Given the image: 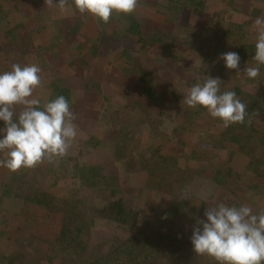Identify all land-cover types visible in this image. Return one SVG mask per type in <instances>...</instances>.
I'll return each instance as SVG.
<instances>
[{
  "label": "rangeland",
  "instance_id": "obj_1",
  "mask_svg": "<svg viewBox=\"0 0 264 264\" xmlns=\"http://www.w3.org/2000/svg\"><path fill=\"white\" fill-rule=\"evenodd\" d=\"M21 2L5 0L0 73L14 63L37 64L42 85L33 98L41 106L64 83L83 78L94 84L98 61L109 74L123 62L115 57L122 53L120 47L135 48L133 57L150 72L151 88L167 94L161 105L137 107L127 92L139 89L128 84V91L117 97L121 83L104 74L101 91L93 89L95 99L85 96V85L73 103L71 111L82 123L74 122L78 135L66 156L16 172L0 167V264H216L193 251L190 238L197 219L206 220L205 210L221 202L247 204L254 212L264 209V66L255 80L243 73L254 64V21L264 18V0H139L136 18L170 28L157 35L163 45L160 59L149 58L135 38L124 36L118 14L112 16L119 22L113 27L98 22L102 30L124 37L107 44L101 37L102 51L89 52L90 41L73 5L61 13L56 7L42 9L44 0L35 9L31 4L23 8ZM250 2L254 11H246ZM32 19L34 24H28ZM43 31L50 34L48 40ZM229 51L239 53L240 73L218 59ZM205 76L220 78L222 92L239 89L236 95L249 113L245 123L225 128L205 108L183 104L188 89ZM83 122H91L90 127ZM100 160L119 166L121 174L100 185L81 180L83 169L88 177L89 166ZM102 185L109 187L104 194L94 188ZM36 191L54 197L57 207L79 204L71 225L74 235L66 231L68 239H63L68 214L42 210L28 198ZM204 194L207 201L201 199ZM110 195L125 201L130 211L125 223L101 215Z\"/></svg>",
  "mask_w": 264,
  "mask_h": 264
},
{
  "label": "clouds",
  "instance_id": "obj_2",
  "mask_svg": "<svg viewBox=\"0 0 264 264\" xmlns=\"http://www.w3.org/2000/svg\"><path fill=\"white\" fill-rule=\"evenodd\" d=\"M44 3L61 13L68 10V0H56V3L44 0ZM73 3L79 13H87L107 24L114 13L125 16L134 13L139 0H73ZM254 29V64L243 69L252 80L260 76V68L264 66V18L254 21ZM218 59L225 62L227 69L241 72L238 52L223 53ZM40 73L37 64L19 63L0 73V121L4 125L0 128V154L4 157L0 159V167L11 172L63 158L78 135L75 115L65 96L59 95L42 106L39 99L33 98L35 90L42 85ZM221 84L220 78L205 76L202 82L188 89L183 104L192 109L205 108L225 128L245 123L249 116L247 105L234 91L222 92ZM201 199L207 201L208 195H202ZM204 216L206 220L197 219L190 238L196 255L207 256L216 264H264V209L254 212L247 204L236 206L221 202L208 207Z\"/></svg>",
  "mask_w": 264,
  "mask_h": 264
},
{
  "label": "trees",
  "instance_id": "obj_3",
  "mask_svg": "<svg viewBox=\"0 0 264 264\" xmlns=\"http://www.w3.org/2000/svg\"><path fill=\"white\" fill-rule=\"evenodd\" d=\"M11 1H13L16 5H18L19 1L20 2L22 1L20 5L21 7L23 6V8H26V9L32 8L31 5L33 6L32 9H35V4L36 2H38V0H11ZM170 1H175L176 3H179L182 0H170ZM68 3L69 5L71 4V6L72 5L74 6L73 0H68ZM27 4L29 5L31 4V5L29 6ZM4 5H5V0H0V24L5 20L4 12H6V10L4 9ZM44 7L50 8L47 5H45V3L42 5V9ZM255 7L256 5L250 2L248 5V9L246 11H249V9H252L254 11L255 9L253 8ZM119 16H121L120 24L123 26L124 36L125 37L130 36L132 38H135L137 43L141 45V48L150 54L148 56L149 58L153 59V57H155L156 55L157 59H160L161 55L163 54L162 53L163 45H162V41L157 37V35L158 34H161V36L166 35V33L168 32V29L170 31V28L168 27V25H165V22H152L149 20L145 22V20H140L136 18V16H134V13H132L131 15H127V16L123 14H118V17ZM77 17H78V25L82 27L81 22L84 24V27H82L84 29L83 30L84 35H86L90 41V43L87 44V48L89 52H92L96 49L102 51V48L100 49V47L103 45L98 43V40L100 41L101 37L104 38V40H101L103 44L104 43L107 44L109 42L114 43V41L117 38L121 39L124 37L122 35L119 36V32L112 30V29L107 30L104 27V29L102 30L101 29L102 25L98 22V20L95 19V17L87 13L81 14L77 11ZM116 18L112 17L110 19V22L107 23V26L111 25L113 27L114 23H119L118 20H116ZM35 20L36 19H32L31 21L28 22V24H34ZM43 33H45L43 35L45 40H48V38L50 37V34L47 31L46 32L43 31ZM108 33L109 34L112 33V35L107 36L109 35ZM82 44L83 45L86 44V41H84L83 39H82ZM120 50H122V53L120 54V56H115V57L119 59V62L120 61H123V62L122 64H118V65L116 64L114 68L111 70V72L109 71L110 72L109 74L106 68L104 67L103 61L102 60L98 61L97 64L99 63L100 67L97 70L98 77L97 78L95 77L94 84H92L91 81H84L83 78H80L78 79L79 81L77 80L75 82V84L77 85L64 83L63 86H58V88H56L54 97L52 99H55L59 95L65 96L68 99L70 108L72 110L73 103L78 98L79 94L82 92V88L83 87L86 88L85 85L89 86L87 91H84L86 92L85 96L87 95L88 97L91 98V100L95 99L94 97H96V94L93 93V89L101 91L100 83L103 82V78L101 76H104L105 74L107 78L110 79V81H116V82L121 83V85L118 87V90L121 93L118 94L117 97H119L123 91L124 92L128 91V84L139 89V90H135L131 88V90L127 92L128 98L133 96L132 98L133 105L137 107L143 108L144 106V108L146 109V105L148 104L151 106V103L157 102L158 105H161L163 102H165L166 101L165 95L167 94V92L162 90L160 86H159L160 91L158 90L157 87L153 86L151 88L152 82L147 81V78H148V75H150V72H147L144 69L142 63L139 62V60H137L136 58L134 59L133 55L135 54L133 53H136V49L132 47L130 48L120 47ZM105 52H106L105 55H108L110 53V50H107ZM124 57H127V58L124 59ZM90 85H92V87ZM238 90L236 91V94L239 93ZM242 97H243V94H242ZM150 101H153V102H150ZM78 115L80 116L81 114L78 113ZM81 120L82 119L78 120L75 116L74 122L80 124L82 123ZM83 125L86 128H89L91 125V122H85V123L83 122ZM83 125H80V126H83ZM85 130L87 131V129ZM87 171L88 172L86 174H88V177L84 176L85 170L83 169L80 179L83 181L88 180V182L91 181V183L94 181L96 182L97 185H100L103 182V180L109 176H118V174H121V169L119 166L115 168L114 166L111 167L109 166L108 162H105L102 160L97 161L92 166H89V170ZM94 188H99L101 194L106 193V190L109 189L108 186H103V185L96 186ZM113 192L115 191L114 190L110 191V193H113ZM28 198H33L32 202L39 204L40 206L38 207L42 208V210L44 211L47 210L51 212V211H57V210L62 209L61 211H64L65 213L68 214L67 218L64 220L65 227H64V231L62 232V237H64L63 239H68L67 237H65L66 231H68L71 235L74 233L71 230V225L73 223H76L77 221L76 218L78 214H76V212H79L78 203H76L75 205H71L72 203L65 202L63 203V206L57 207L58 205L54 204V201H53L55 199L54 197L49 195L47 192L45 193V192H39V191H36L32 196H29ZM108 200L110 201V205L106 209L101 210V215L111 221L120 220L125 223L126 222L125 217H127L130 214V211L127 210V208L125 207V203H124L125 201L123 199L114 200L113 195H110ZM68 210L70 213L68 212ZM77 229L79 230L78 232L81 231L79 227H76V231ZM74 242H76L75 239L73 240V243ZM136 264H142V263H136Z\"/></svg>",
  "mask_w": 264,
  "mask_h": 264
}]
</instances>
